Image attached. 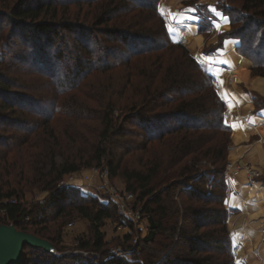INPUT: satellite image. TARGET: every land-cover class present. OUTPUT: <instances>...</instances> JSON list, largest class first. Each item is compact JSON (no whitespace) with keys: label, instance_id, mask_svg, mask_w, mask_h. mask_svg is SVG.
I'll return each mask as SVG.
<instances>
[{"label":"trees","instance_id":"1","mask_svg":"<svg viewBox=\"0 0 264 264\" xmlns=\"http://www.w3.org/2000/svg\"><path fill=\"white\" fill-rule=\"evenodd\" d=\"M159 1L19 0L10 18L0 14V40L1 20L8 18L12 30L25 32L22 44L30 50L16 52L12 42L0 49V132L6 126L23 134L7 136L3 131L0 169L16 177L34 173L40 187L50 192L43 203L26 208L19 183L12 187L0 182V208L6 210L0 225L28 232L30 226L46 227L76 210L92 230V239L80 240V247L106 258L103 264H128L108 251L102 232L116 206L60 187L66 175L103 167L110 178L121 177L127 191L144 203V213L149 211V233L137 248L151 249L143 254L145 264H235L222 178L231 135L226 105L207 67L171 37ZM76 6L90 11L76 15ZM218 7L231 22L224 36L239 39V53L252 62L253 74L264 76V0H242L239 8L221 2ZM28 59L32 62L25 74L36 78L30 86L9 74ZM116 110L122 115L115 117ZM64 119L70 131L63 135L57 122ZM95 123L91 146L85 147L89 124ZM64 150L70 152L67 157ZM56 153L64 155L62 163ZM209 180L219 182L221 192L200 189ZM12 199L16 203L4 204ZM45 227L33 235L56 249L42 235ZM162 252L167 256L160 259ZM71 258L76 264H93L97 255Z\"/></svg>","mask_w":264,"mask_h":264},{"label":"rangeland","instance_id":"2","mask_svg":"<svg viewBox=\"0 0 264 264\" xmlns=\"http://www.w3.org/2000/svg\"><path fill=\"white\" fill-rule=\"evenodd\" d=\"M18 2H19V0H0V14H3V15L6 14L8 16V18H10L9 17L10 10ZM165 2H166V0H160L159 1L160 5H161L160 11H161L162 6L165 7ZM195 2L198 3L199 0H188L184 3L185 4L186 3L193 4ZM221 2H223L226 5H233L234 8L235 7L239 8L242 0H218L217 5ZM76 7H77V9L73 10L74 12H76V15H78V13H79L80 15L84 16L86 13H88L90 11V9H88L87 7H82V8H79L78 6H76ZM73 8L74 7H71V10ZM59 10L61 12L64 11L62 8H59ZM8 18L1 20L3 22V25H4V27H3L4 33H3V39L0 40V49L6 43L12 42L13 46H10V48L12 50L15 49L16 52H19V50H20L21 54L22 53H29L30 52L29 46H27V45L23 46L22 40H21V37L25 32L22 30H18V33H16L17 32L16 30L15 31L12 30L13 25L11 24V22ZM164 18L167 21V18L166 17H164ZM47 19H49V17ZM167 25H168V22H167ZM231 29H232V27L230 25V28L226 33L230 32ZM30 33H31V31L28 32V35H31ZM201 33L204 36V41H203L201 47L199 48L200 51H197V52H201V53H205V54L217 51V49L220 48L221 43L224 39L233 38V37H229V36H227V37L224 36V34H226V33H221V34H217V35L212 34V32H205V33L201 32ZM213 38L216 39V42H214V43L211 42V40ZM57 43H58V41H56V44ZM183 46L189 51L190 55L195 58L196 54L192 50L190 43L188 42L187 44H185ZM28 50H29V52H28ZM52 52H53V50H52ZM238 52H239V50H238ZM47 53H48V49H47ZM177 53L180 54L179 51H177ZM7 59L10 60L9 58H7ZM8 60L5 63L6 66L11 65L10 61L8 62ZM26 62L16 63L14 65L13 70H14V72L17 71V72H15L16 75L14 72L9 73L7 71V73H9L13 77V79L18 78V80H21V81H28L27 85L30 86V85L36 84V82H35L36 80H34L36 78H35V75H31V74H28L26 76L25 71H27V69H29L28 66H30V63L32 61L30 59H28V61H26ZM55 62H56V60H55ZM250 71H251L250 80L248 79L246 82L243 83L240 81V77L238 80H233V78H231L230 76H227V79L229 81L228 83L232 84V85L236 84L239 89H242L243 91H245L252 98L254 105H255V109L264 108V105H263L264 104V85L257 86L258 83H262V82L264 83V76L259 75V74H253L252 62H251ZM39 76L44 78V76L41 74H39ZM235 76H236V73H235ZM214 78H215L214 89L216 90L219 97H221V95H222L221 92L223 89L222 85H221L222 89H220L221 91L217 90L216 89V77L214 76ZM43 82L41 83L42 87H43ZM44 88L45 87H43V89ZM14 91H20V90H17L15 88ZM226 100H227V103H225V105H226L225 116L226 115L229 116L228 99H226ZM118 115H122V112L120 110H116V112H115V117H117ZM229 118L230 117H228V119ZM228 119L225 118V121L227 122ZM66 123H67V120H65V119L57 122V124H58L57 132H59V133L62 132L63 135L65 134V132H69L70 130L67 129ZM97 127H98L97 123L89 124L88 131L91 132V136H90V140H89L88 144L85 147L90 148L91 143H92L91 139L93 137V133H95V131L97 130L96 129ZM6 128H7L6 126H4L2 128V130L0 132V137L4 135L3 131H5V130H7V132L5 133V134L8 133L7 136L8 135L11 136L14 134L16 135V133L19 136H23V134L18 132L15 128L14 129H11L9 127L7 129ZM229 140H230V143H229L228 151H227V160H226L225 168L223 171L224 174H223L222 178L225 179V175L227 172L231 173V175H236V173H234L233 170L238 171V173L243 172L245 174L246 178H248L247 175L249 173V169H254L260 173V177H259L258 181L263 182V184H264V168L259 167V165L250 163L249 160L247 159L251 155V150L253 149V146L255 145V143H258V141H260V143H262V137L258 136V138H255V139L252 138L249 142H243L239 145H236L232 140V132H231ZM63 143H64V141L62 140L60 144L63 145ZM4 151H5V147L0 145V153H2ZM64 152H65V150H64ZM69 153H70L69 151L65 152V157H67V155H69ZM55 157H56V161L58 163H62L64 160L63 159L64 155L62 153H56ZM204 164L207 165L205 160H203L202 165H204ZM46 167L48 170L49 169V162L47 163ZM101 171H107V170L103 169V167L98 168L96 166H94L92 168H83L76 173H72V174L64 176L63 180L60 182V187L62 188V187H64V185H67V187L69 189L76 190L77 193L81 197H83L84 199L87 198L86 200H88V201L93 199L94 201H96V203H99V204H101L102 202L97 197V195L94 191L97 189V186H100V185L106 186V190L112 194L120 193L121 195H123L124 193L129 192V191H127L126 184L121 177L110 178V176H109L108 179H103V178H100V174L98 175V173H101ZM38 181H39V178L35 177L34 173L33 174L28 173L24 177H21V175H18L16 177L15 174H11V175L7 174V171L5 168L0 169V182L4 183V185H6V183H12V187H16V184L19 183L20 186H18L16 188L19 189L21 196H22V199H23L22 204H24V207H26V208L27 207L29 208L30 205L34 206L36 204L43 203L50 196V192L43 190L40 187V184ZM251 183H253V182H251ZM199 187H200V189H202L208 193L215 192V191L221 192V190L219 191L220 184H219V182H216V181L211 182L209 180L207 183L201 184ZM21 188L23 189V191L21 190ZM90 188H92V189H90ZM231 188H232L231 183H230V185L227 184L228 194H229ZM4 189L8 190L7 186H4ZM58 189H59V187H58ZM228 194H227V197H228ZM176 201L180 202L178 199ZM125 203L128 207L137 206V204L140 203V206L142 207L141 219L138 221L137 224H133V226H131L130 222L124 223L122 216L119 214L118 211H115V210L112 211V217L105 220V225L102 228V232L105 233V241L107 243L106 247H107L108 251H110L114 257L121 258L128 264H145L144 259H142L143 254L145 252L148 253L149 251H151V249H145L143 247H140V249L138 250L140 253L139 254L137 251V248H139L138 246H139L140 241L143 238L147 237V235L149 233L150 222H149V218L147 216V214H149V211H148V213L146 212V214H145L144 213V207H143L144 203L138 201L137 199L135 202H133L131 204H129L128 202H125ZM102 204H104V203H102ZM85 206L88 209H90L91 211H96V206H94L93 204H86ZM210 206H211V204H210ZM212 207H216L215 202L212 203ZM69 211H70V214H68L67 216L49 222L46 227L44 226L46 229L44 231H46V232H42V235H44L45 238L52 239L53 242L56 244L57 251H55L54 255L56 258L57 257H59V258H57V259L51 258L47 255H43L40 252L35 251L34 249H32L30 247H26V250H25L24 256H23L22 264H37V263L38 264H76L75 262H73L71 257H75L77 255L82 256L83 259H84V257L87 258L89 256H90V258L93 259L97 255V260H95L93 262V264H103L106 262V258L102 259V257L99 256V254H96V253H93L90 251H84L80 247V240L87 241V240L92 239V230H91V226H90L91 224L86 218L82 217L76 210L71 209ZM0 216H3V214L1 212H0ZM230 217H231V214H230L229 218ZM229 218L227 219L226 227H227L228 233L230 234ZM25 221H27V219H25ZM44 227L39 226V227L33 228L32 226H30L28 232L33 234V232L35 230H37V229L43 230ZM127 235H132V240L128 241L126 239ZM135 240H137V242H135ZM142 251H144V252H142ZM159 253H161L160 250H159ZM160 256H161L160 259L166 258L167 253L162 252V254ZM218 257L220 260L226 259L225 255L218 254ZM65 258H67L68 260ZM234 261H236V257H234Z\"/></svg>","mask_w":264,"mask_h":264},{"label":"crops","instance_id":"3","mask_svg":"<svg viewBox=\"0 0 264 264\" xmlns=\"http://www.w3.org/2000/svg\"><path fill=\"white\" fill-rule=\"evenodd\" d=\"M186 1L188 0H166L168 23H191L186 32L170 26L168 29L175 42L178 36H187L192 50L197 54L204 41L203 34L193 23L198 6L215 16L212 34L226 33L231 22L219 9L218 0H199L193 4H185ZM211 9H215V12ZM216 23L219 28L215 26ZM211 42H216V39L213 38ZM240 44L241 41L237 38L224 39L216 51L217 56L210 59L212 65L207 68L211 75L219 77L223 88L221 94L228 99V105H231L228 107L230 118L226 123L231 128L233 142L239 145L261 136L262 143H255L247 159L250 163L264 168V108L255 109L252 98L236 84H229L227 79L226 69L229 68L236 69L243 83L251 78V61L238 52ZM261 85L264 83H258L257 86ZM233 124L237 126L231 127ZM229 181L232 188L225 204L231 212L229 230L232 246L237 250L235 263L264 264V184L260 181L249 182L243 172L231 175Z\"/></svg>","mask_w":264,"mask_h":264},{"label":"built area","instance_id":"4","mask_svg":"<svg viewBox=\"0 0 264 264\" xmlns=\"http://www.w3.org/2000/svg\"><path fill=\"white\" fill-rule=\"evenodd\" d=\"M161 14L163 17L167 18V11H166V8L163 6L161 8ZM195 17L199 18V24L197 25L195 21L193 23L196 24V26L201 32H205V31L213 32L215 16L212 13H210L209 11H205L203 8L198 6L196 8ZM190 24H191L190 22H183V23L169 22L168 27L170 26V28L172 29L176 28L178 30L186 32L188 25ZM176 42L182 45H185L188 43V40L185 35H180L178 36ZM216 56H217L216 51L210 52L207 54L199 52L195 55V59L199 64L209 67L212 65V62L210 61V59L211 58L214 59ZM226 72H228V76L233 78V80H237L235 73H230L231 70L226 69ZM216 89L217 90L222 89L219 77H216ZM220 98L224 104L227 103L225 96L221 95ZM228 117H229L228 115L225 116L226 119H228ZM233 171L236 174L238 173V171L236 170H233ZM99 174H100V178H103V179H108L109 177L108 171H101V173H98V175ZM230 176H231V173L229 172H227L225 175V179L228 185H230V181H229ZM247 176H248L247 179L249 180V182H257L260 177V173L254 169H249V173ZM64 187H67V185H64ZM94 191L102 203L104 204L112 203L116 206L117 211L122 216L124 223L130 222L132 224H137L138 221L141 219L142 207L140 206V203H138L137 206H131V207H128L125 203V202H128L129 204H131L136 201V196L132 192L124 193L123 195H121L120 193L112 194L108 192L106 190V186H103V185L97 186V189ZM8 203L14 204L16 203V200L12 199V200L4 201V204H8ZM0 205L2 204L0 203ZM0 212L4 215L6 213V210L3 208H0ZM135 242H137V240H135ZM232 253L234 257L237 256V250L233 246H232Z\"/></svg>","mask_w":264,"mask_h":264},{"label":"water","instance_id":"5","mask_svg":"<svg viewBox=\"0 0 264 264\" xmlns=\"http://www.w3.org/2000/svg\"><path fill=\"white\" fill-rule=\"evenodd\" d=\"M26 247L39 248L52 254L56 251L48 240L20 231L14 225H0V264H22Z\"/></svg>","mask_w":264,"mask_h":264},{"label":"snow or ice","instance_id":"6","mask_svg":"<svg viewBox=\"0 0 264 264\" xmlns=\"http://www.w3.org/2000/svg\"><path fill=\"white\" fill-rule=\"evenodd\" d=\"M211 11L215 12V9H211ZM194 19H195L196 24L198 25V24H199V18L196 17V18H194ZM215 26H216L217 28H219V24H218V23H216ZM221 83H222V82H221ZM229 107H231V105H229ZM236 126H237L236 124H233L231 127L235 128Z\"/></svg>","mask_w":264,"mask_h":264},{"label":"bare ground","instance_id":"7","mask_svg":"<svg viewBox=\"0 0 264 264\" xmlns=\"http://www.w3.org/2000/svg\"><path fill=\"white\" fill-rule=\"evenodd\" d=\"M186 38H187V36H186ZM187 40H188V38H187ZM229 70H231V72L230 73H236V77H237V80L239 79V75H238V73H237V71H236V69H234V68H229ZM227 73V76H228V72H226Z\"/></svg>","mask_w":264,"mask_h":264}]
</instances>
